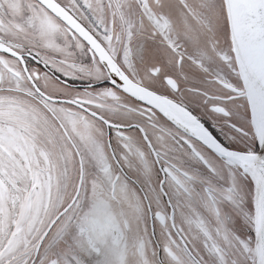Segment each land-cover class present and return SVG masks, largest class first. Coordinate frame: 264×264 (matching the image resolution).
Instances as JSON below:
<instances>
[{
    "label": "snow or ice",
    "instance_id": "6c2138e0",
    "mask_svg": "<svg viewBox=\"0 0 264 264\" xmlns=\"http://www.w3.org/2000/svg\"><path fill=\"white\" fill-rule=\"evenodd\" d=\"M0 264H264V0H0Z\"/></svg>",
    "mask_w": 264,
    "mask_h": 264
}]
</instances>
